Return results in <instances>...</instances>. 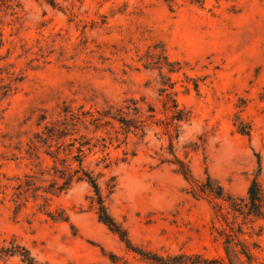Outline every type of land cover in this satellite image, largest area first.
Masks as SVG:
<instances>
[{"label": "rangeland", "instance_id": "374dc122", "mask_svg": "<svg viewBox=\"0 0 264 264\" xmlns=\"http://www.w3.org/2000/svg\"><path fill=\"white\" fill-rule=\"evenodd\" d=\"M54 2L0 0L5 39L0 48V176L35 174L44 186V145L33 151L40 159L30 158L27 150L45 110L55 120L65 102L103 108L142 95L161 107V78L137 56L161 39L169 57L183 64L172 78L179 102L193 113L176 142L179 155L184 157L189 146L196 178L209 172L234 195L246 196L255 177L264 187V0H206L203 7L169 0L174 12L166 0ZM236 114L252 124L250 137L238 133ZM117 144L110 147L112 165L104 170L118 179L109 207L133 242L163 254L225 257L213 230L222 224L215 201L192 195L183 176L161 163L160 158L171 157L168 139L151 131L145 139L132 135ZM98 159L90 154L92 168ZM89 195L88 183L80 182L52 198V209L62 207L70 217L54 222L38 213L44 198H31L15 216L10 196L0 194V244L16 236L46 264H110L103 250L132 264H150L98 220ZM260 224L254 223L257 230ZM246 238L261 243L256 264H264V234ZM0 264L24 263L13 257Z\"/></svg>", "mask_w": 264, "mask_h": 264}, {"label": "trees", "instance_id": "16d2710c", "mask_svg": "<svg viewBox=\"0 0 264 264\" xmlns=\"http://www.w3.org/2000/svg\"><path fill=\"white\" fill-rule=\"evenodd\" d=\"M55 6V0H46ZM219 1V0H217ZM234 2L240 0H233ZM193 5L203 7L206 0H189ZM172 12L175 7L166 0ZM4 34L0 32V48L4 46ZM124 47V46H123ZM125 48V47H124ZM130 50H125L128 53ZM138 62L148 70L157 71L160 81L161 107L149 103L142 95L132 97L117 106L109 104L103 108L85 109L84 106L74 107L65 102L59 112V118H50L45 110L40 115L38 126L40 131L35 140L30 141L27 154L30 158L37 156L33 151L44 145V186L38 184L35 174L27 173L24 178L16 176L14 179L6 174L0 176V194L13 202L15 216L27 208L30 199L44 202L38 207V213L44 214L54 222H69L70 217L65 209H52V198L67 193L76 183L86 182L90 186L87 200L95 211L98 220L111 232L116 234L125 244L128 251L138 255L150 264H256L260 261L263 247L259 241H249L264 234V224L257 230L256 222H264V187L255 177L248 188L246 196H237L228 192L224 186L215 180L209 172L206 178H196L190 161L189 146L186 155L181 157L176 142H179L185 124L193 119L192 110L183 106L178 99L177 81L172 75L183 69L180 61L172 60L167 52V46L161 39L153 40L144 52L137 51ZM199 90L198 83L193 84ZM190 90V87H186ZM234 126L238 133L251 136L252 124L240 115H235ZM154 131L156 135L166 137L168 145L166 152L171 157H162L161 163H168L174 170L192 186L191 193L198 198H210L215 201L214 210L222 224L213 226L215 237L221 241L225 257L210 258L203 253L180 252L163 254L156 250L139 246L133 242L125 225L117 220L110 211L109 200L118 186L117 176H107L104 170L110 169L112 158L109 152L111 146L118 147L126 144L130 136L145 139ZM204 141V140H203ZM99 155V159L92 168L88 157ZM123 161H126L123 160ZM102 167L101 170L97 168ZM13 182L15 184H13ZM9 190L12 194L9 195ZM220 217V218H219ZM249 226V227H247ZM247 229L252 231L247 232ZM110 264H132L127 258L103 250ZM18 257L24 264L41 263L31 250L18 240L16 236L5 239L0 244V260Z\"/></svg>", "mask_w": 264, "mask_h": 264}]
</instances>
